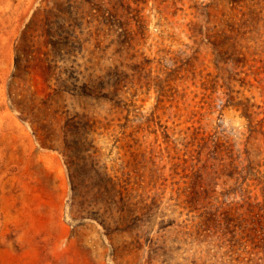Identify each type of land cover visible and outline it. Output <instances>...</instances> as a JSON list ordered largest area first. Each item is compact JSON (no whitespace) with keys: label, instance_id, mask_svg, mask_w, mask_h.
<instances>
[{"label":"rangeland","instance_id":"374dc122","mask_svg":"<svg viewBox=\"0 0 264 264\" xmlns=\"http://www.w3.org/2000/svg\"><path fill=\"white\" fill-rule=\"evenodd\" d=\"M0 264H264V0H0Z\"/></svg>","mask_w":264,"mask_h":264}]
</instances>
